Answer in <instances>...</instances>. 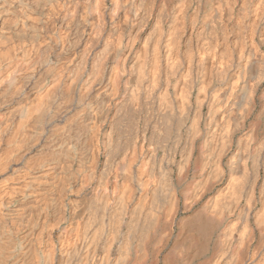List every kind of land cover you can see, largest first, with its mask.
I'll return each instance as SVG.
<instances>
[{
	"label": "bare ground",
	"instance_id": "6f19581e",
	"mask_svg": "<svg viewBox=\"0 0 264 264\" xmlns=\"http://www.w3.org/2000/svg\"><path fill=\"white\" fill-rule=\"evenodd\" d=\"M0 264H264V0H0Z\"/></svg>",
	"mask_w": 264,
	"mask_h": 264
}]
</instances>
